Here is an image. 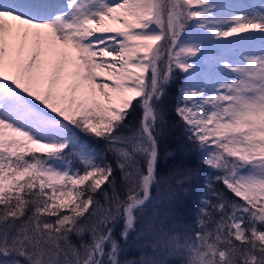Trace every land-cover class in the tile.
Here are the masks:
<instances>
[{
  "label": "snow or ice",
  "instance_id": "6c2138e0",
  "mask_svg": "<svg viewBox=\"0 0 264 264\" xmlns=\"http://www.w3.org/2000/svg\"><path fill=\"white\" fill-rule=\"evenodd\" d=\"M178 74L191 223L197 170L157 174ZM171 262L264 264V0H0V264Z\"/></svg>",
  "mask_w": 264,
  "mask_h": 264
},
{
  "label": "trees",
  "instance_id": "16d2710c",
  "mask_svg": "<svg viewBox=\"0 0 264 264\" xmlns=\"http://www.w3.org/2000/svg\"><path fill=\"white\" fill-rule=\"evenodd\" d=\"M180 83V76L177 75L176 80L169 86L168 95L164 98L163 106L166 110V120L169 124V130L167 133L160 138V159L158 163L157 174L158 177H168L171 173L176 171L177 169L184 168H194L197 170L198 175L195 176L190 183H185L183 185L178 184L175 178L171 181V186L175 189V197H176V212L178 216L186 223L193 222L194 213L196 209V205L199 202V199L206 193L207 189L204 186V177L208 175L209 169L203 166L200 163V159L198 155L190 150L188 143L186 142L182 131L180 128H172V123L177 119L175 116L173 109L174 106V97L176 94V89ZM139 118V110L133 112L130 116V121L135 123ZM82 139L86 140V142L95 147L102 148V141H94L90 138L83 137ZM218 188H223L222 185H217ZM187 188L188 191L185 192L183 189ZM167 186L162 185L161 188V197L166 194ZM226 191V190H225ZM153 195H156V189H153ZM231 198V194L226 192ZM101 199H103L101 197ZM123 227L122 222L118 223L115 228L114 235L117 240H120V231ZM140 225H137L139 228ZM135 235V234H133ZM75 241L76 238L73 237ZM123 244V241H121ZM151 251V249H148ZM140 255V251L137 250L136 246L130 245L126 252L122 254V259L125 257L128 259L137 258ZM174 264V262H171Z\"/></svg>",
  "mask_w": 264,
  "mask_h": 264
},
{
  "label": "rangeland",
  "instance_id": "374dc122",
  "mask_svg": "<svg viewBox=\"0 0 264 264\" xmlns=\"http://www.w3.org/2000/svg\"><path fill=\"white\" fill-rule=\"evenodd\" d=\"M231 2H236V0H231ZM239 2L245 4H258L261 2V0H239Z\"/></svg>",
  "mask_w": 264,
  "mask_h": 264
}]
</instances>
